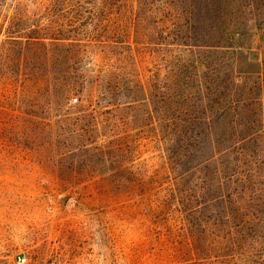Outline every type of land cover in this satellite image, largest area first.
<instances>
[{
    "label": "rangeland",
    "instance_id": "obj_1",
    "mask_svg": "<svg viewBox=\"0 0 264 264\" xmlns=\"http://www.w3.org/2000/svg\"><path fill=\"white\" fill-rule=\"evenodd\" d=\"M15 1L0 9V264H264V0L57 8L160 18L148 52L170 77L158 114L181 102L190 110L179 138L159 124L154 136L145 103L106 121L85 105L62 112L61 98L28 88L4 41ZM217 172L237 182L218 186ZM187 181L178 204L170 190Z\"/></svg>",
    "mask_w": 264,
    "mask_h": 264
},
{
    "label": "trees",
    "instance_id": "obj_2",
    "mask_svg": "<svg viewBox=\"0 0 264 264\" xmlns=\"http://www.w3.org/2000/svg\"><path fill=\"white\" fill-rule=\"evenodd\" d=\"M187 1L183 0V3L186 5ZM2 2L0 0V9ZM61 6L63 0H16L10 6L11 14H5L4 41L15 48L8 51L11 53L9 61L15 63L14 74L19 80L26 82L33 92L44 90L53 97L61 98L63 105L60 101L57 104L63 107L62 112L85 105L86 112L95 114L98 111L106 121L121 106L132 109L138 102L145 103L148 107L145 113L148 125L145 126L153 128L154 136L158 138L159 124L179 138L190 124V110L181 102L182 108H168L163 117L158 114V94H165L170 77H160L153 53L148 52L149 48L155 51L152 48L158 46V37L150 43L147 37L150 30L157 29V25L159 28L160 18L151 14H132L129 17L109 13L69 15L57 9ZM180 14L183 17L182 12ZM173 18L176 19L175 16ZM135 35L137 41L132 39ZM172 41L178 45L175 39ZM183 70L185 68L180 72L183 73ZM96 94L103 99V105L94 100ZM135 95L141 96V99L135 100ZM179 101L177 99L176 103ZM217 173L218 186L223 181L230 184L237 182L236 172L223 177H219L220 172ZM184 181L185 175L180 174L177 182ZM187 183L189 186L185 190L177 187L170 190L178 204L187 202L191 186L189 181ZM207 201H213V198Z\"/></svg>",
    "mask_w": 264,
    "mask_h": 264
},
{
    "label": "built area",
    "instance_id": "obj_3",
    "mask_svg": "<svg viewBox=\"0 0 264 264\" xmlns=\"http://www.w3.org/2000/svg\"><path fill=\"white\" fill-rule=\"evenodd\" d=\"M23 261V260H22Z\"/></svg>",
    "mask_w": 264,
    "mask_h": 264
}]
</instances>
